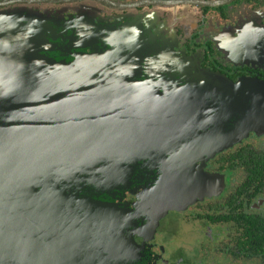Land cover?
Listing matches in <instances>:
<instances>
[{
  "label": "water",
  "instance_id": "95a60500",
  "mask_svg": "<svg viewBox=\"0 0 264 264\" xmlns=\"http://www.w3.org/2000/svg\"><path fill=\"white\" fill-rule=\"evenodd\" d=\"M26 19L0 12V264H97L102 247L137 262L142 249L125 247L140 245L145 207L151 222L193 197L176 149L209 157L237 142L264 122L248 107L264 86L206 71L181 81L185 58L161 62L90 13ZM126 192L132 208L109 201Z\"/></svg>",
  "mask_w": 264,
  "mask_h": 264
},
{
  "label": "flooded vegetation",
  "instance_id": "af4514ba",
  "mask_svg": "<svg viewBox=\"0 0 264 264\" xmlns=\"http://www.w3.org/2000/svg\"><path fill=\"white\" fill-rule=\"evenodd\" d=\"M1 11L18 12L25 19L43 18L46 23L48 14L67 19L90 13L97 25L117 23L127 28L161 62L185 58L190 69L179 71L181 81H197L206 71L232 83L246 80L264 86V0H13L0 5ZM63 53L50 55L58 58ZM256 88L254 93H260ZM261 98L248 102L256 121L264 119ZM263 123L254 124L237 142L209 157L202 156L203 148L195 153L187 147L176 149L178 162L188 172L185 179L180 174L176 178L192 189L193 197L184 195L177 207L151 222L148 213L154 208L145 207L146 240L142 243L135 234L140 245L125 247L142 249V258L131 264H264ZM232 130L226 126L217 132ZM152 178L142 173V185ZM178 197L179 193L174 199ZM109 201L132 208L138 199L126 192ZM105 249L101 248L103 263L97 259L96 263L105 264L107 259L117 263L115 256L107 258Z\"/></svg>",
  "mask_w": 264,
  "mask_h": 264
}]
</instances>
